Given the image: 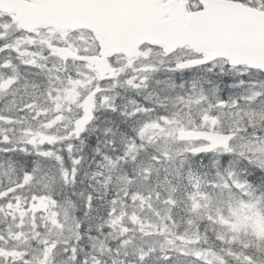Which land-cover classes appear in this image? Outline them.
<instances>
[{
  "label": "snow or ice",
  "instance_id": "1",
  "mask_svg": "<svg viewBox=\"0 0 264 264\" xmlns=\"http://www.w3.org/2000/svg\"><path fill=\"white\" fill-rule=\"evenodd\" d=\"M0 264H264V0H0Z\"/></svg>",
  "mask_w": 264,
  "mask_h": 264
}]
</instances>
